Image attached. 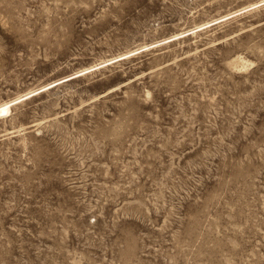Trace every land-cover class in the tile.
I'll return each instance as SVG.
<instances>
[{"label": "rangeland", "instance_id": "rangeland-1", "mask_svg": "<svg viewBox=\"0 0 264 264\" xmlns=\"http://www.w3.org/2000/svg\"><path fill=\"white\" fill-rule=\"evenodd\" d=\"M260 1L0 0V264H264Z\"/></svg>", "mask_w": 264, "mask_h": 264}, {"label": "bare ground", "instance_id": "bare-ground-1", "mask_svg": "<svg viewBox=\"0 0 264 264\" xmlns=\"http://www.w3.org/2000/svg\"><path fill=\"white\" fill-rule=\"evenodd\" d=\"M262 4H264V0H261L258 4H253V8H257V7H259L260 5H262ZM236 14H233V13H231V14H227V15H224V16H222V17H219V18H216V19H213L212 21H210V22H207V23H205L203 26H202V28H199L198 30H201V29H205V28H208V27H211V26H214V25H217V24H220L221 22H223V21H225V20H228V19H230V18H232V17H234ZM178 35V34H177ZM177 35H174V36H177ZM186 35H189V33L188 34H186ZM184 36V35H183ZM181 37V36H180ZM179 37V38H180ZM175 39H177V38H172V39H166V40H164V42L166 41V42H170V41H173V40H175ZM163 42V43H164ZM159 45V44H158ZM147 47H149V45L147 46ZM147 49V48H146ZM130 56V55H129ZM123 58H126V56L125 57H123ZM119 60V59H118ZM105 63V65H106V62H104ZM111 63V62H110ZM107 64H109V63H107ZM244 67V66H243ZM88 69V68H87ZM87 69H85V70H87ZM78 73V72H77ZM82 75V73L81 74H78V75H75V76H69V78H66V80L68 81V80H72V79H75V78H77V77H80ZM56 84H51V86L49 87V88H53L54 86H55ZM44 87H47V85H45ZM38 93V92H37ZM37 93H32V92H28V93H26V94H24V95H22V96H20V97H18V98H16V99H13V100H10V101H7V102H3V103H1L0 104V116H4V115H9L10 113H11V111H12V106L13 105H16L20 100H26V99H29V98H31V97H33V96H35V95H37Z\"/></svg>", "mask_w": 264, "mask_h": 264}]
</instances>
